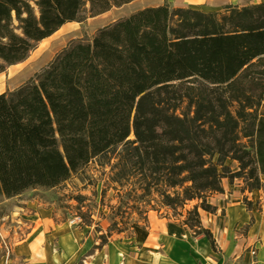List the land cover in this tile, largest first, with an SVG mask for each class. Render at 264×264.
Instances as JSON below:
<instances>
[{"label":"trees","instance_id":"trees-1","mask_svg":"<svg viewBox=\"0 0 264 264\" xmlns=\"http://www.w3.org/2000/svg\"><path fill=\"white\" fill-rule=\"evenodd\" d=\"M133 1L0 0V75L64 25ZM251 1L222 13L138 11L70 42L0 95V196L54 189L94 164L108 171L100 207L111 223L97 248L126 230L117 223L126 210L145 219L140 207L153 200L173 212L199 201L181 226L212 246L198 210L215 214L205 200L223 194L222 180L264 197V4ZM108 189L115 206L105 203ZM70 200L79 228H90L86 199Z\"/></svg>","mask_w":264,"mask_h":264},{"label":"crops","instance_id":"crops-1","mask_svg":"<svg viewBox=\"0 0 264 264\" xmlns=\"http://www.w3.org/2000/svg\"><path fill=\"white\" fill-rule=\"evenodd\" d=\"M108 13L93 18L88 25L103 28ZM78 25H64L39 43L25 62L6 69L0 75V95L18 89L49 65L61 42L79 39ZM238 181L222 180L223 194L208 202L215 214L199 215L202 227L212 236V246L182 226L148 218V228L127 243L111 241L98 249L88 229L48 226L47 221H41L40 228L22 236L24 240L14 248L15 259L22 264H264V197L261 191H243ZM243 200L250 205L249 210ZM20 217L21 221L26 216ZM30 220L22 222H34L32 217Z\"/></svg>","mask_w":264,"mask_h":264},{"label":"rangeland","instance_id":"rangeland-1","mask_svg":"<svg viewBox=\"0 0 264 264\" xmlns=\"http://www.w3.org/2000/svg\"><path fill=\"white\" fill-rule=\"evenodd\" d=\"M258 4H264V0H252L249 5ZM164 5H167L170 10L189 9L202 13H222L225 7H242L245 4L243 0H136L121 8L110 10L107 15L109 18L102 23V26L105 27L138 11ZM92 19L86 17L83 22L78 23L80 35L79 39L76 40L88 41L91 39L92 35L97 31L94 26L88 25ZM72 41L61 42L57 54ZM253 90L254 94L257 95L260 88H253ZM260 110L264 113V101L261 103ZM213 162H215V159ZM225 166L232 173L237 171V165L234 162L228 160L225 162ZM107 172V170H100L94 164H88L54 189L37 188L35 190H27L19 196L10 199L0 196V264H22L20 259H15L14 248L24 240L22 236L29 233L31 229L39 227L41 221H47L48 226L65 225L63 228L82 230L79 228L78 212L74 209L76 204L70 200V198L75 196H82L86 199L81 211L85 213L88 210L93 223L90 228L85 229H88L89 234L99 245L100 242L97 240L99 235L106 234L111 225L108 218L102 219L101 217V215L106 217L108 211L100 207L101 190L104 187L103 182L105 179L103 174H107ZM261 182L264 188L263 179H261ZM237 184L243 185L242 181H238ZM213 196L206 197L207 205L211 206L208 202ZM114 197L115 193L111 189L106 190L105 203L108 201L111 206H115L117 201ZM199 204V201H194L189 203L183 211L173 212L161 207L156 203V200H153L150 205L152 208L146 207V209H143V207H140V210L147 212L145 219L143 216L138 217L131 210H126L121 220L125 225H121L119 223L120 220H117L118 227L121 229L126 228V230L122 234H117L115 230H112L107 244L111 241L127 243L128 239H133L136 234L148 228V218L170 221L172 224L181 227L183 220L187 219L186 212ZM202 213L204 212L198 210L199 215ZM20 216H26L24 217L25 219H22L24 222L31 221L30 217L33 218L34 222L26 224L22 220L20 221ZM190 219L193 218L191 217ZM96 226L100 231L96 229ZM194 237H202V235Z\"/></svg>","mask_w":264,"mask_h":264},{"label":"built area","instance_id":"built-area-1","mask_svg":"<svg viewBox=\"0 0 264 264\" xmlns=\"http://www.w3.org/2000/svg\"><path fill=\"white\" fill-rule=\"evenodd\" d=\"M252 255H254V254L252 253Z\"/></svg>","mask_w":264,"mask_h":264}]
</instances>
